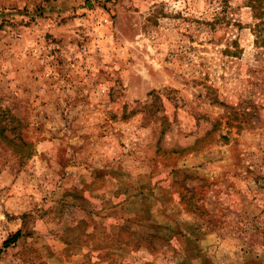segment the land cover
Masks as SVG:
<instances>
[{
	"label": "rangeland",
	"instance_id": "rangeland-1",
	"mask_svg": "<svg viewBox=\"0 0 264 264\" xmlns=\"http://www.w3.org/2000/svg\"><path fill=\"white\" fill-rule=\"evenodd\" d=\"M229 6L0 0V264H264V46Z\"/></svg>",
	"mask_w": 264,
	"mask_h": 264
},
{
	"label": "trees",
	"instance_id": "trees-1",
	"mask_svg": "<svg viewBox=\"0 0 264 264\" xmlns=\"http://www.w3.org/2000/svg\"><path fill=\"white\" fill-rule=\"evenodd\" d=\"M217 3L219 10H215L210 22H206V25L214 29L216 23H221L225 17L223 12H225L229 6V0H211ZM241 1L244 7L248 8L253 24L250 26L252 34L255 36L254 43L256 45L264 46V0H236ZM21 233L17 231L8 240L4 242V246L7 247L14 244L19 239Z\"/></svg>",
	"mask_w": 264,
	"mask_h": 264
}]
</instances>
